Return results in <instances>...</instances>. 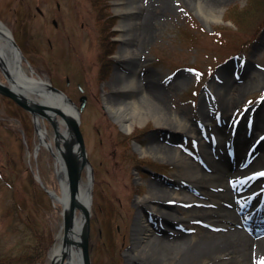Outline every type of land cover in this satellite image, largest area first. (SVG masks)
Segmentation results:
<instances>
[{"label": "rangeland", "instance_id": "obj_1", "mask_svg": "<svg viewBox=\"0 0 264 264\" xmlns=\"http://www.w3.org/2000/svg\"><path fill=\"white\" fill-rule=\"evenodd\" d=\"M134 1L139 6L143 0ZM150 1L148 37L139 42L137 36L144 9L135 13L129 29L136 52L129 61L132 58L118 55V24L125 0H0V21L11 31L34 75L67 93L77 107L85 96L78 128L87 162H81L79 177L88 181L89 163L93 175L87 227L90 264H126L132 223L141 207L136 200L146 192L149 179L176 192L185 187L197 189L186 179L172 150L164 152L163 158L147 150L151 138L182 150L197 163L201 142L216 136L215 127L226 115L232 126L242 117L244 125L250 126L260 105L264 119V0H202L201 13L188 0ZM22 66L29 73L25 61ZM130 72L159 84L166 109L193 123L200 120L199 101L205 97L202 107L207 115L200 126H213L208 130L211 134L186 133L172 127L171 120L161 126L152 119L142 127L136 122L132 132L124 131L105 110L102 98L107 93L119 96L111 82ZM225 79L244 85L234 91L236 100L224 114L217 86ZM0 81L5 82L1 72ZM140 92L136 90L135 95ZM39 120L48 144L41 142L32 115L0 95V264H20L19 256L34 248L39 251L49 233L52 240L39 262L48 264L51 247L64 235L61 207L39 184L40 180L46 188L60 192L55 158L61 146L58 126L55 119L51 122L39 116ZM261 184L264 176L258 188L244 190H257ZM199 187L212 192L208 185ZM169 202L175 205L171 210L176 219L172 224L165 222L169 228L187 235L226 229L208 225L193 213L196 205L216 210L218 203ZM140 209L153 226L157 222L163 226L156 221L155 210Z\"/></svg>", "mask_w": 264, "mask_h": 264}, {"label": "bare ground", "instance_id": "obj_2", "mask_svg": "<svg viewBox=\"0 0 264 264\" xmlns=\"http://www.w3.org/2000/svg\"><path fill=\"white\" fill-rule=\"evenodd\" d=\"M188 1L200 13L204 11L202 0ZM207 2L211 3L210 0ZM125 3L122 9L124 16L118 24V38L121 40L118 55L121 59L132 58L129 59L132 61L136 52L131 48L133 36L129 29L134 24L135 13L144 9L145 14L141 22L137 23V36H139V42L148 37L151 1L143 0L142 5L139 6L134 0H125ZM9 64L10 53L0 39V72L8 70ZM135 74V72H130L115 77L111 82L112 91L119 92L120 95L112 96L107 93L102 98L103 107L124 131L132 132L136 122L142 127L149 119H152L161 126H168L171 120L174 122L172 127L186 133H197L202 137L211 134L208 130H211L213 126L211 128L200 126L201 123L203 124L201 119L207 115L202 107L205 97H201L199 101L200 120H196L198 123H193L182 118L177 112L173 113L166 109L164 90L159 84H155L147 76L142 75L140 78ZM18 81L21 83L20 89L26 91V97L31 101L42 103L44 110L55 119L58 126V141L61 146L55 153V158L60 192L52 191L55 196L53 200L59 203L61 210L62 208L66 210L69 207L70 197L62 155L65 151H69L76 158L78 165L83 163V159L87 162L85 153L81 152L73 131L65 124L69 118L80 123L79 110L67 93L53 92L39 84L36 76L33 77L31 74L25 76L18 73ZM243 85L244 83L237 85L225 79L224 84L217 86L218 101L224 109V114L236 100L234 91L239 90ZM177 86V84L174 85V87ZM138 89L141 92L139 96H136L135 92ZM263 120L260 105L255 108L254 121L250 128L244 125V117H242L234 130L232 125L228 124L229 117L226 115L215 127L216 136L211 135L207 141L201 142V157L197 163L186 156L182 150L171 148L167 142L160 144V142L153 141V138L147 142V150L157 153L161 158L164 157V152L172 150V157L179 163L183 173L188 176L186 179L196 184L197 189L192 190L185 187L176 192L163 187L158 180H148L146 192L136 200V203L138 206L155 210L156 221L162 223L163 226L160 227L158 222L153 226L147 221L141 207H137L132 223V244L126 248L124 263L261 264V261H264V199H261L256 192H245L249 186L257 187L264 176L261 174L264 173ZM35 122L41 142L48 144L45 139L46 129L40 124L39 117H36ZM253 138L256 140L255 143V140L252 141ZM136 148L141 151L139 145ZM230 167H234V170L230 171ZM261 168L262 170H259ZM87 170L89 171L88 181L79 180L74 200L82 205L89 215L93 179L89 163H87ZM251 170H256L257 174H248ZM203 184L208 185L212 192L199 187L200 185L203 187ZM160 196L167 197L161 198ZM169 199L194 201L195 203L202 201L218 203L219 207L216 210H207V208L196 205L193 213L195 217L205 221L208 225L223 226L226 229L219 233L198 234L197 232L195 235H187L181 230L169 228L165 222L172 224L173 220L176 221L174 212L171 210L174 203L169 202ZM84 222V212L82 210L77 212L75 209L71 224L65 234L66 240L63 242L61 241L62 236L59 237L58 242L49 251L51 264H82L80 239Z\"/></svg>", "mask_w": 264, "mask_h": 264}, {"label": "water", "instance_id": "obj_3", "mask_svg": "<svg viewBox=\"0 0 264 264\" xmlns=\"http://www.w3.org/2000/svg\"><path fill=\"white\" fill-rule=\"evenodd\" d=\"M0 39L4 43L5 49H7L10 53V67L8 70H2L6 79L7 83L0 82V93L3 95L8 96L11 98L16 104L23 107L27 111H29L32 114L33 122L36 125L35 119L38 116L46 117L49 121L52 122V117L50 114H48L44 110V105L39 102L31 101L26 97V91L21 90L20 86L21 83L18 81V73L20 75H30L33 73V69L31 68V65L28 63V61L25 59L23 54L21 53V50L19 46L17 45L16 41L14 40L11 31L0 21ZM22 61H25L28 68L29 73L24 70L22 66ZM17 72V73H16ZM34 77V76H33ZM38 83L49 88L53 92L62 93L60 89L57 87L51 85L48 81H45L41 78H37ZM82 102L80 103V108L84 105V99L85 96L81 97ZM67 125L71 128V130L74 133V136L76 137L80 150L82 153H84L83 148V142L81 133L79 131L77 122L75 120L69 118L66 121ZM37 126V125H36ZM57 129V128H56ZM55 133H57V130H55ZM62 159L64 162V165L66 167V178H67V185H68V193H69V207L65 210V208H62L61 214H62V227L64 235L62 237V240L65 239V234L69 229V226L71 224V219L73 216V212L76 207L81 209L84 212L85 215V222L84 227L81 232V239H80V247H81V259L82 264H90L89 263V256H88V249H87V242H88V213L85 210V208L78 204L74 200V194L77 190L78 183H79V165L77 164V160L69 151L66 154L62 155ZM84 161V159H83ZM40 184L44 187V189L47 191V193L53 198L55 197L53 194V191L48 190L45 188V186L40 182ZM51 261V260H50ZM40 264V263H37ZM51 264V263H49Z\"/></svg>", "mask_w": 264, "mask_h": 264}, {"label": "trees", "instance_id": "obj_4", "mask_svg": "<svg viewBox=\"0 0 264 264\" xmlns=\"http://www.w3.org/2000/svg\"><path fill=\"white\" fill-rule=\"evenodd\" d=\"M51 240L52 238L48 233V235L46 236V241L44 242L41 248L39 247V251H37V248H34L31 253L29 252L26 255H23L22 257L19 256L18 261L20 262V264H34L36 262L43 261V255L45 253V250H47ZM3 264H6V262Z\"/></svg>", "mask_w": 264, "mask_h": 264}, {"label": "snow or ice", "instance_id": "obj_5", "mask_svg": "<svg viewBox=\"0 0 264 264\" xmlns=\"http://www.w3.org/2000/svg\"><path fill=\"white\" fill-rule=\"evenodd\" d=\"M262 175H264V173H261ZM261 264H264V261H261Z\"/></svg>", "mask_w": 264, "mask_h": 264}, {"label": "flooded vegetation", "instance_id": "obj_6", "mask_svg": "<svg viewBox=\"0 0 264 264\" xmlns=\"http://www.w3.org/2000/svg\"><path fill=\"white\" fill-rule=\"evenodd\" d=\"M36 9H37V11L40 13V10H39V8H38V7H36Z\"/></svg>", "mask_w": 264, "mask_h": 264}]
</instances>
